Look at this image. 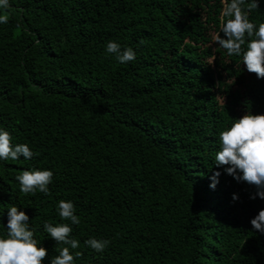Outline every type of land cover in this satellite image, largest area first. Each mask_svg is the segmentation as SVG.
Returning a JSON list of instances; mask_svg holds the SVG:
<instances>
[{"label": "trees", "instance_id": "trees-1", "mask_svg": "<svg viewBox=\"0 0 264 264\" xmlns=\"http://www.w3.org/2000/svg\"><path fill=\"white\" fill-rule=\"evenodd\" d=\"M221 9L220 0H10L0 127L34 156L0 162V225L8 206L24 210L47 250L42 264L64 246L43 229L70 223L61 199L80 220L75 264H264V234L249 222L264 199L214 163L232 118L264 114V77L213 41ZM249 19L264 22V0ZM110 40L135 59L119 63ZM29 167L53 171L48 194L19 190ZM89 237L109 244L97 253Z\"/></svg>", "mask_w": 264, "mask_h": 264}, {"label": "clouds", "instance_id": "clouds-1", "mask_svg": "<svg viewBox=\"0 0 264 264\" xmlns=\"http://www.w3.org/2000/svg\"><path fill=\"white\" fill-rule=\"evenodd\" d=\"M219 32L213 36V41L224 50L229 57L238 56L248 72L255 73L259 79L264 77V22L254 23L249 19V12L257 8V0H220ZM247 5V7H245ZM10 0H0V24L8 22L6 10ZM105 51L115 56L121 63L135 59L136 53L132 47H122L118 42L108 41ZM12 137L8 130L0 127V162L16 160L20 156L29 160L34 156L33 150L26 143H11ZM218 167H224V172L231 175L237 182H247L255 186V193L250 199H264V114L246 111L239 118H232L229 126L219 132L218 150L215 162ZM219 171H213L209 177V187L215 189L219 182ZM16 180L22 193L35 194L37 191L48 194V185L52 183L53 171L49 168L29 167L22 170ZM232 199H238L236 193ZM61 220L70 223L43 222L44 232L56 243L64 245L58 254L50 257L49 264H75L74 255L70 249H77L79 242L72 238V225L80 223L75 213V205L71 200L61 199L57 204ZM0 209V211H2ZM253 229L264 234V208L250 219ZM84 244L95 252H103L109 244L106 239L89 237ZM47 250L34 238V229L30 226L29 217L24 210L13 204L7 207L6 225H0V264H42ZM80 253L76 252L75 257Z\"/></svg>", "mask_w": 264, "mask_h": 264}]
</instances>
